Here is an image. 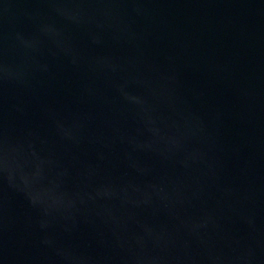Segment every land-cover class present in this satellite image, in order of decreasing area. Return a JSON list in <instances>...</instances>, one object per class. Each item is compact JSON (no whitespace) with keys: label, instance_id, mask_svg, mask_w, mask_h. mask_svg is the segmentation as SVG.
I'll use <instances>...</instances> for the list:
<instances>
[{"label":"water","instance_id":"water-1","mask_svg":"<svg viewBox=\"0 0 264 264\" xmlns=\"http://www.w3.org/2000/svg\"><path fill=\"white\" fill-rule=\"evenodd\" d=\"M0 264H264V0H0Z\"/></svg>","mask_w":264,"mask_h":264}]
</instances>
